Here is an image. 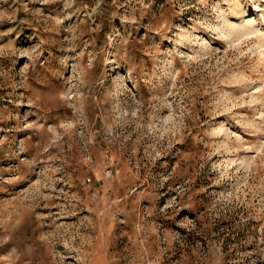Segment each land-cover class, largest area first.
<instances>
[{"label": "rangeland", "instance_id": "obj_1", "mask_svg": "<svg viewBox=\"0 0 264 264\" xmlns=\"http://www.w3.org/2000/svg\"><path fill=\"white\" fill-rule=\"evenodd\" d=\"M0 264H264V0H0Z\"/></svg>", "mask_w": 264, "mask_h": 264}]
</instances>
